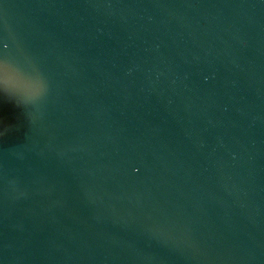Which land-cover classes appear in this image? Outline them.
Here are the masks:
<instances>
[{"label": "water", "instance_id": "obj_1", "mask_svg": "<svg viewBox=\"0 0 264 264\" xmlns=\"http://www.w3.org/2000/svg\"><path fill=\"white\" fill-rule=\"evenodd\" d=\"M0 264H264V0H0Z\"/></svg>", "mask_w": 264, "mask_h": 264}]
</instances>
